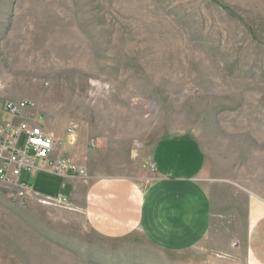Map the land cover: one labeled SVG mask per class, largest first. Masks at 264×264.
<instances>
[{
    "label": "rangeland",
    "instance_id": "obj_1",
    "mask_svg": "<svg viewBox=\"0 0 264 264\" xmlns=\"http://www.w3.org/2000/svg\"><path fill=\"white\" fill-rule=\"evenodd\" d=\"M20 101L129 177L151 174L158 140L191 139L214 217L197 248L164 252L0 188V264L245 257V211L264 208V0H0V111Z\"/></svg>",
    "mask_w": 264,
    "mask_h": 264
},
{
    "label": "crops",
    "instance_id": "obj_2",
    "mask_svg": "<svg viewBox=\"0 0 264 264\" xmlns=\"http://www.w3.org/2000/svg\"><path fill=\"white\" fill-rule=\"evenodd\" d=\"M8 120L1 110L0 123ZM52 135L61 145L47 159L34 161L32 185L20 181L27 171L19 177V182L31 189L27 196L37 200L61 197L64 212L79 215L89 230L108 240L137 235L158 250L184 252L197 248L208 237L214 217L213 193L201 176L204 154L191 139L158 140L151 149V174L129 177L110 166L107 158H97L81 138L67 133ZM56 159L83 170L84 176L74 172L66 176L52 174L49 164ZM0 188L15 193L20 190L4 183ZM244 224L245 257L208 258L207 264L218 259L223 264H264L261 202L250 200Z\"/></svg>",
    "mask_w": 264,
    "mask_h": 264
},
{
    "label": "built area",
    "instance_id": "obj_3",
    "mask_svg": "<svg viewBox=\"0 0 264 264\" xmlns=\"http://www.w3.org/2000/svg\"><path fill=\"white\" fill-rule=\"evenodd\" d=\"M34 104L29 101L5 102L3 112L10 118L0 123V183L19 187L18 196L31 192V189L19 182V177L25 171L34 170L36 159H47L50 154L60 147L61 142L46 128L39 124L38 116L31 115ZM72 125L67 130L75 131ZM50 172L54 175L66 176L74 172L84 176V171L66 164L62 159H56L49 164ZM154 169V166H151ZM42 204L63 207V200L58 198H43Z\"/></svg>",
    "mask_w": 264,
    "mask_h": 264
}]
</instances>
